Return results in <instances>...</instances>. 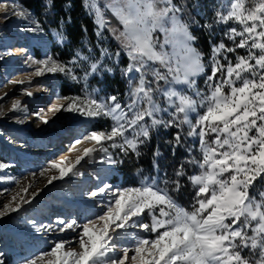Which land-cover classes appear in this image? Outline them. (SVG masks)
<instances>
[{
    "label": "snow or ice",
    "instance_id": "1",
    "mask_svg": "<svg viewBox=\"0 0 264 264\" xmlns=\"http://www.w3.org/2000/svg\"><path fill=\"white\" fill-rule=\"evenodd\" d=\"M250 2L252 6L248 7L249 0H230L215 13L214 23L232 22L240 28L230 27L224 33L232 47L223 39L212 45L211 73L205 80L208 94L204 95L196 87V78L206 71L204 57L194 46L197 37L189 24L178 15L183 9L173 0H104L103 6L99 0H84L98 27L108 28L131 61L124 70L129 83L137 74L138 82L130 88L125 104L115 95L98 99L95 90L83 97H57L49 112L75 111L89 118L107 117L112 124L110 131H92L83 141H76V145L86 141L93 146L84 148L74 163L66 159L51 162L50 168L56 169L59 176H52L48 182L70 173L81 174L77 165L97 151L107 153V142L125 156L138 157L151 129L187 124V135L198 138L201 153L199 160L187 161L199 169L187 177L195 189L194 202L191 211L185 209L152 177L145 178L139 187L113 189L105 183L90 195L112 193L113 198L103 215L82 226L79 250L66 248L64 241L57 242L50 252L24 264H264V191L255 195L251 191L258 181L264 182V0ZM10 8L18 18H30L29 13L17 10L18 5L6 3H0V18L7 19ZM105 11L112 13L122 31L110 27ZM205 27L212 28V24ZM237 49L245 50L246 55H236L235 63L222 55L236 53ZM35 63L39 65L36 76L73 72L51 57ZM91 70L99 71L98 64L94 62ZM72 78L76 79L74 75ZM155 93L164 97L166 107L154 99ZM19 107V101L12 105L14 111ZM165 113L167 120L162 115ZM191 113H196L195 123ZM36 115L48 123L46 116ZM174 139L175 145L182 143L179 131ZM73 151L78 149L74 147ZM105 162L119 163L111 156ZM6 167L0 163V169ZM175 175H186L183 164ZM172 183L173 191L179 192L180 180ZM16 200L13 196L0 208V217L20 211L21 204ZM23 203L30 201L23 199ZM145 215L150 217V223L144 222ZM58 224L62 232L78 227L75 220L58 219ZM132 228L154 234V238H137L128 231ZM47 230L52 226L48 225ZM121 233L134 248H124L123 255L114 258L111 253ZM130 251L133 254L129 255ZM0 264L5 261L0 259Z\"/></svg>",
    "mask_w": 264,
    "mask_h": 264
},
{
    "label": "rangeland",
    "instance_id": "2",
    "mask_svg": "<svg viewBox=\"0 0 264 264\" xmlns=\"http://www.w3.org/2000/svg\"><path fill=\"white\" fill-rule=\"evenodd\" d=\"M0 3L18 5L17 10L30 14L29 19H21L13 15L10 8L8 18H0V163L8 165L0 169V208L9 203L13 196L17 197L15 203L21 204L20 211L0 217V259L5 264H24L26 260L50 252L57 242L64 241L66 248L79 250L78 239L82 226L103 215L113 198L112 193L97 197H92L90 193L105 183L113 189L130 186L121 187L118 180L111 177L113 164L105 162L108 156L114 159L112 152L115 148L110 147V142L105 144L108 147L107 153L97 151L77 165L81 174L70 173L63 179L48 182L52 176H59L56 169L50 168L51 162L66 159L74 163L77 156L74 147L93 146L86 141L76 145V141H83L92 131H110L112 121L107 117L89 118L75 111H48L57 102V97H83L86 92H93L85 87L80 92L61 95L58 90L60 80L77 81L82 69L76 67L82 66L80 60L87 62L88 55L76 49L78 62L55 58L49 52L50 39L41 29L33 12L16 0H0ZM2 13L3 9H0ZM95 31L98 34L100 28ZM98 37L102 40L101 36ZM160 38L163 39V34H160ZM108 56L114 59L110 51ZM49 57L66 64L73 72L68 75L44 72L36 76L34 73L39 65L35 61L47 60ZM73 75L76 79L72 78ZM196 87L202 94H208V85L204 80L201 87L198 83ZM43 88L49 93L47 97L41 93L42 96L39 95ZM185 91L194 96L190 90ZM26 92L32 95L28 96ZM96 95L98 99L107 98ZM118 99L125 104L121 98ZM16 101H19L20 107L14 111L12 105ZM198 111L202 112L203 109ZM37 113L46 116L48 123H43ZM191 114L195 123L196 113ZM259 184L257 182L251 190L253 195L264 191V188H257ZM23 199L30 203H23ZM147 217L145 215L143 220L150 223ZM58 219L65 222L75 220L78 227L59 231L61 225ZM48 225L52 226V230H47ZM41 226H44L41 231L35 230ZM128 231L137 238H154V234L139 228ZM115 243L116 249L111 253L114 258H120L124 248H134L131 240L125 239L123 233Z\"/></svg>",
    "mask_w": 264,
    "mask_h": 264
},
{
    "label": "trees",
    "instance_id": "3",
    "mask_svg": "<svg viewBox=\"0 0 264 264\" xmlns=\"http://www.w3.org/2000/svg\"><path fill=\"white\" fill-rule=\"evenodd\" d=\"M23 7L30 9L41 29L47 38L50 39V53L55 58L69 62L77 60L75 50L79 49L88 55L87 62L79 61L82 66L76 67L82 69L79 73L77 81H62L58 83V90L61 95L80 92L83 88L88 87L103 97L115 95L121 98L125 103L128 102V92L138 82V74L136 79L129 83V76L124 74V70L131 63L126 52L121 48L120 41H117L108 28L101 30V36L104 39L102 45L113 54V58L98 59V50L94 41H98L97 32L95 31V23L93 14L85 7L84 0H16ZM177 7L183 9L178 15L181 19L188 23L193 34L197 37L195 47L203 54L206 71L204 77L211 73L210 57L212 55V45L223 39L224 42L232 47L231 41L224 36L225 31L230 27L240 26L229 22L227 25L216 24L215 13L225 3L230 0H173ZM103 6L104 0H99ZM251 7V2L247 5ZM104 17L109 21L110 27L122 31V26L110 11L104 12ZM212 24V28L205 25ZM96 34V36H95ZM96 38V39H95ZM99 38L98 42H102ZM239 38H237V43ZM96 42V46H98ZM119 53V55H116ZM229 60L235 63L236 55H246L245 50L237 49L236 53H223ZM97 63L99 71L93 73L91 65ZM227 64V61H221ZM158 66V65H157ZM202 75L196 78V82L202 86V81L206 79ZM152 80L151 75L148 76ZM161 86L163 81L160 82ZM155 87V85H152ZM154 99L161 105L166 107L164 97L154 94ZM167 120L168 115L162 114ZM190 119L194 121L193 114ZM151 121L149 120L148 123ZM194 123V122H193ZM180 132L182 143L175 145V134ZM189 127L187 124L180 128L164 127L159 125L150 131V138L140 146V155L134 154L125 156L119 149L113 150V158L119 163L113 164L114 170L111 177L118 180L121 187H139L145 178L152 177L155 183L161 188H167L178 204L185 209L191 211L194 202L195 189L188 181L187 177L198 171V168L187 163L192 158L200 159L199 142L197 137L188 136ZM175 145V149H174ZM159 153L156 155V153ZM184 165L186 175L177 177L176 170L180 165ZM179 179L182 185L179 192L173 191V180ZM258 189L264 188L262 181ZM150 220L149 217L146 218Z\"/></svg>",
    "mask_w": 264,
    "mask_h": 264
},
{
    "label": "bare ground",
    "instance_id": "4",
    "mask_svg": "<svg viewBox=\"0 0 264 264\" xmlns=\"http://www.w3.org/2000/svg\"><path fill=\"white\" fill-rule=\"evenodd\" d=\"M40 93H41L43 96H46V97L49 95L48 91H46L44 88H43V90H41V91L39 92V95H40ZM42 95H40V96H42ZM84 148H85L84 146H81V147L77 148V149H78V151H77V155H81V154H82V151H83Z\"/></svg>",
    "mask_w": 264,
    "mask_h": 264
}]
</instances>
